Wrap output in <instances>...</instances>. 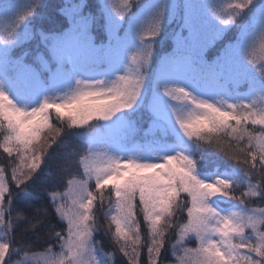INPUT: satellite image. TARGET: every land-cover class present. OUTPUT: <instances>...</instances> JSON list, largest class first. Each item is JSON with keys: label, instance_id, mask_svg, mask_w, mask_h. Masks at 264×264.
<instances>
[{"label": "snow or ice", "instance_id": "snow-or-ice-1", "mask_svg": "<svg viewBox=\"0 0 264 264\" xmlns=\"http://www.w3.org/2000/svg\"><path fill=\"white\" fill-rule=\"evenodd\" d=\"M4 5L0 264H165L169 253L167 264H264V208L245 201L264 203V0H61L52 5L61 27L47 32L30 27L44 0L14 16ZM31 41L35 50L15 54ZM142 111L156 137L130 149ZM211 157L226 169L207 170ZM77 175L85 179L69 204L58 188ZM53 217L66 228L56 231ZM193 238L196 248L184 246Z\"/></svg>", "mask_w": 264, "mask_h": 264}, {"label": "trees", "instance_id": "trees-1", "mask_svg": "<svg viewBox=\"0 0 264 264\" xmlns=\"http://www.w3.org/2000/svg\"><path fill=\"white\" fill-rule=\"evenodd\" d=\"M36 2L39 3V0H37ZM44 2L48 5V7L41 8L39 10V12L36 14V18H33V20L31 21L30 27L32 30H39L40 28H43L46 32L47 31H55L61 27L62 21L60 18H58L56 16L55 10L52 7V5L60 3L61 0H44ZM15 5H16V3H13L12 0L8 1V8H12ZM41 16L44 17L43 21H41V19H40ZM175 27H176V25H173V28H175ZM35 46H36V42L31 41L29 43H26L24 45V48H17L15 50V54L19 55L22 51H24L25 48H30V49L35 50ZM168 50L169 49L167 47L161 48V49H159V54L161 55L163 52H166ZM135 120H136L138 132H137V135L135 136L134 142L130 141L127 144V146H129L133 149L147 148L149 146L150 141L156 137L157 128L153 129V127L151 126L150 117L146 111H142L141 113H138L137 116L135 117ZM249 127L251 128L253 126L251 124H249ZM255 127L258 128L259 126H255ZM171 139L172 138H169V142H171ZM193 139H195V137ZM2 141H3V136L0 135V142H2ZM192 154L194 157L199 155L198 150L195 148V146H193V148H192ZM6 155H7L6 153H3V149L0 148V161H3V158ZM204 163H205L207 170H209V171H214L217 168L220 171H224L227 167L226 162L223 159L217 158V157H211V158H209V160L205 161ZM82 171L83 170L81 169V172ZM9 174H10V170H9ZM82 178H84L83 175H77L75 177V179H82ZM67 179H73V178L71 176H68ZM93 182H94V180L92 182H90L91 187H94ZM50 183L51 182L41 183L40 184L41 189L50 187ZM253 183H255V181H253ZM66 187H67V183H65L63 186L59 187L58 191L63 192L66 189ZM108 187H111V186L109 185ZM246 190H247L246 186H241L238 188V190L236 191L235 194L237 196H239L241 192L246 191ZM249 199H251L253 201L252 203L248 204L249 208H256V209L264 208V203L256 202V198H245V201L247 202ZM44 200L45 201H41V203H46V197L44 198ZM222 205L226 206L227 209L230 208V206L228 205L227 202L222 203ZM226 207H224V208H226ZM16 208H17V210L25 212L26 214L31 213V209H24L19 201L17 202ZM184 217H185V222H186V219H187L186 212L184 213ZM137 218L140 221L141 240L144 241L146 238L147 225L145 224V222L143 221V219L139 215H137ZM98 219L101 223H105V216H104L103 211L98 213ZM172 221H173V223H175V217L172 218ZM52 223L55 224V230L56 231H60L62 228H66L65 222L62 223L60 221L59 217H53ZM23 227H24V224L21 222L17 227V233H19L20 229ZM260 230L264 231V227H261ZM113 231H114V225H113ZM171 231L172 230L169 229V232H171ZM41 235L42 236L44 235L43 229L41 230ZM93 235H94L95 239L102 244L105 251H108V252L113 251L112 245L114 242L111 241L109 235H105L103 230L95 232ZM167 235H168V233H166V236ZM173 238H174V235L172 237V243H174ZM24 239L26 241H29V242H35L37 245V249L41 250V251L43 250L42 249V245L44 243L43 240H36L35 236H33L31 234V232H29L28 235L26 237H24ZM48 242L53 244L54 249L58 247V243L55 241L54 238ZM188 244L189 243H187V245ZM144 252H145L144 258L146 259V250H144ZM121 256H122V254H121ZM13 259H18V257H13ZM174 260H175V257H173L169 253V255L165 258V264H167L168 261H174ZM120 264H127V259L123 258L120 261Z\"/></svg>", "mask_w": 264, "mask_h": 264}, {"label": "rangeland", "instance_id": "rangeland-1", "mask_svg": "<svg viewBox=\"0 0 264 264\" xmlns=\"http://www.w3.org/2000/svg\"><path fill=\"white\" fill-rule=\"evenodd\" d=\"M8 1L9 0H5V5H4V7H6V9H7V14L9 15V16H14V14L17 12V10L19 9V7H20V5L21 6H24L25 8L27 7V5H29V4H31L32 2H33V0H12V2L13 3H16V5L14 6V7H12V8H8ZM37 1V0H36ZM111 2L112 3H115L117 6H119L121 3H122V0H111ZM222 2H224V3H227V2H234V0H222ZM21 14H23V13H21ZM2 15H3V13L2 12H0V17H2ZM9 24H10V22L9 21H7V20H4V19H0V41H2L4 38H6V36H7V28L9 27ZM27 30V25L25 26V28L23 29V31H26ZM169 51V50H168ZM167 52V51H166ZM165 52H163L161 55H163ZM256 56H257V58H260V57H264V50H261V48H260V45H259V43L257 44V51H256ZM213 87H215V86H213ZM216 99L217 100H219V99H221V97L220 96H217L216 97ZM173 103H176L175 101H173ZM51 111V113H52V116L54 117L55 116V110L54 109H52V110H50ZM101 123H103V121L101 120L100 121ZM53 123H55V121L53 120ZM151 126L153 127V129H156L157 127L155 126V125H152L151 124ZM42 139V138H41ZM127 147H129V146H127ZM130 149H133V148H131V147H129ZM101 166H103V165H101ZM83 179H85V177L84 178H82V179H74L73 180V183H72V185L71 186H69V185H67V187H66V189L63 191V192H67V193H69V195H70V198H69V204L71 203V198H73V194L75 193V190L77 189V187H78V184H79V182L81 181V180H83ZM90 182H92V181H90ZM90 182H89V185H90V188L91 189H94V187H91V184H90ZM93 184H94V182H93ZM111 187H106V189H105V192H106V194H107V191H108V189H110ZM222 203H224V202H221L220 203V207H222V208H224V207H226V206H224V205H222ZM229 205V204H228ZM227 205V206H228ZM226 209H227V207H226ZM230 211H239V209H231V208H228ZM138 215L143 219V216H142V214L141 213H138ZM65 224H66V221H65ZM67 226V225H66ZM250 232V229H245V234H248ZM173 240H174V243L176 242V240H177V237L174 235V238H173ZM234 243H238L239 241L238 240H234L233 241ZM184 242H182V244H183ZM198 241L197 240H195V238H193L192 240H191V242L187 245V244H184V246H186V247H188V248H196L197 246H198ZM54 250V253H59L61 250H60V247H59V244H58V247L57 248H55V249H53ZM105 251V250H104ZM105 252H108V251H105ZM196 257L195 256H192V257H190V263L191 264H195V261H196Z\"/></svg>", "mask_w": 264, "mask_h": 264}]
</instances>
